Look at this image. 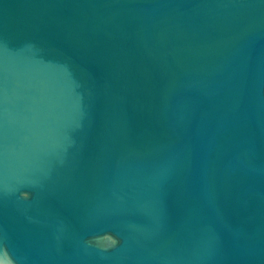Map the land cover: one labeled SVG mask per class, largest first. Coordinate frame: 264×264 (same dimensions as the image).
<instances>
[{
	"label": "water",
	"instance_id": "obj_1",
	"mask_svg": "<svg viewBox=\"0 0 264 264\" xmlns=\"http://www.w3.org/2000/svg\"><path fill=\"white\" fill-rule=\"evenodd\" d=\"M0 264H264V0H0Z\"/></svg>",
	"mask_w": 264,
	"mask_h": 264
}]
</instances>
